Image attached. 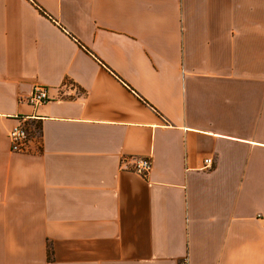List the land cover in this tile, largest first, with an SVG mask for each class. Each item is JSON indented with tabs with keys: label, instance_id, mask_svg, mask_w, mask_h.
<instances>
[{
	"label": "crops",
	"instance_id": "obj_1",
	"mask_svg": "<svg viewBox=\"0 0 264 264\" xmlns=\"http://www.w3.org/2000/svg\"><path fill=\"white\" fill-rule=\"evenodd\" d=\"M185 259L264 264V0H0V264Z\"/></svg>",
	"mask_w": 264,
	"mask_h": 264
},
{
	"label": "built area",
	"instance_id": "obj_2",
	"mask_svg": "<svg viewBox=\"0 0 264 264\" xmlns=\"http://www.w3.org/2000/svg\"><path fill=\"white\" fill-rule=\"evenodd\" d=\"M48 99L47 91L42 86H37L33 89L30 96L28 97V101L33 104H40ZM7 137L10 142V149L12 151H22L27 144L29 139V134L27 128L24 124L19 123L14 125L9 129L7 133ZM204 167H209L211 165V159L205 158L203 160ZM133 171L137 172L142 176H147L151 168V161L148 157H140L133 160L132 163ZM179 264H188L187 260H183Z\"/></svg>",
	"mask_w": 264,
	"mask_h": 264
}]
</instances>
